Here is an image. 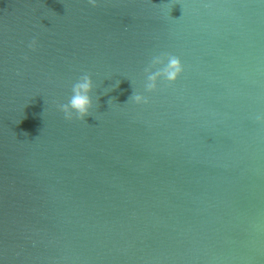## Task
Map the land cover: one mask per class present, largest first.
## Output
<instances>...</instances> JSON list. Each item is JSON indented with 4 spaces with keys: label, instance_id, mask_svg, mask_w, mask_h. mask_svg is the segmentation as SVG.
I'll return each mask as SVG.
<instances>
[{
    "label": "water",
    "instance_id": "obj_1",
    "mask_svg": "<svg viewBox=\"0 0 264 264\" xmlns=\"http://www.w3.org/2000/svg\"><path fill=\"white\" fill-rule=\"evenodd\" d=\"M258 114L264 0H0V264H264Z\"/></svg>",
    "mask_w": 264,
    "mask_h": 264
},
{
    "label": "clouds",
    "instance_id": "obj_2",
    "mask_svg": "<svg viewBox=\"0 0 264 264\" xmlns=\"http://www.w3.org/2000/svg\"><path fill=\"white\" fill-rule=\"evenodd\" d=\"M93 6L96 5L97 0H89ZM38 46V40L33 39L28 47L35 50ZM157 67L155 72L151 71V67ZM184 68L180 59L169 53H161L152 57L151 65L148 69L147 83L145 91L150 93L157 89L158 82L163 80L168 83H175ZM93 89V81L89 75H83L77 82L72 85L71 96L67 103L59 105L60 110L64 113L66 119L71 120L74 117L79 120L90 115L93 108V100L91 92ZM132 101L141 104L147 103L148 99L145 95L136 94L132 97ZM255 119L264 122V114H258Z\"/></svg>",
    "mask_w": 264,
    "mask_h": 264
}]
</instances>
